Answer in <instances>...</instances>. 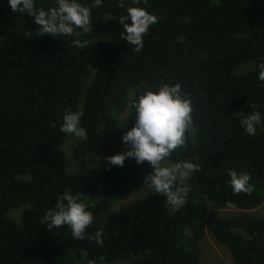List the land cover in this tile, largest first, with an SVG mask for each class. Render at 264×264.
Instances as JSON below:
<instances>
[{"label": "trees", "instance_id": "trees-1", "mask_svg": "<svg viewBox=\"0 0 264 264\" xmlns=\"http://www.w3.org/2000/svg\"><path fill=\"white\" fill-rule=\"evenodd\" d=\"M139 6L158 23L136 53L121 39L118 19L126 10L117 0L93 9L91 33L72 37L37 36L33 18L0 0V264H200L207 233L228 249L232 264H264V218L248 213L264 202V123L248 136L237 119L251 105L264 113V0ZM176 81L193 97L194 126L171 160L198 163L200 171L189 181L187 204L171 213L146 180L148 162L99 167L103 155L127 150L121 137L134 126V111L119 116L129 99ZM68 110L82 111L88 134L71 157L65 149L74 136L60 131ZM233 168L251 174L250 195L233 194ZM66 190L80 191L93 211L85 239L42 223ZM133 194L142 196L113 209ZM98 230L103 245L88 238Z\"/></svg>", "mask_w": 264, "mask_h": 264}, {"label": "clouds", "instance_id": "clouds-1", "mask_svg": "<svg viewBox=\"0 0 264 264\" xmlns=\"http://www.w3.org/2000/svg\"><path fill=\"white\" fill-rule=\"evenodd\" d=\"M7 2L13 13L27 14L34 19L37 36L72 37L92 32L93 9L104 7L105 0H53L48 6H42L40 0ZM140 3L141 0H117L118 7L126 10L118 19L122 29L121 39L132 45L136 53L143 49L144 37L151 26L158 23L157 15L140 7ZM72 43L79 45L80 41L74 39ZM258 79L264 81V62L258 65ZM251 106L252 111L248 114L238 111L237 119L248 136H255L264 123V113L256 105ZM133 111L134 126L121 137L127 150L106 157V162L120 167L128 158L134 159L137 164L148 162L152 168L146 178L149 186L166 198L165 205L169 212H178L187 204L191 191L189 181L194 173L200 171L198 163L171 160L177 149L186 146L188 135L193 130V97L181 81L162 82L129 99L125 115ZM82 115L80 110L65 111L60 131L87 140V130L81 124ZM227 177L234 195H250L254 191L250 173L233 168L227 170ZM81 197L80 191L71 190L59 195L55 205L47 209L42 217V223L49 232L67 226L74 239L86 238V230L94 223L95 217L89 203ZM103 237V230H98L88 238L95 240L97 245H103Z\"/></svg>", "mask_w": 264, "mask_h": 264}, {"label": "rangeland", "instance_id": "rangeland-1", "mask_svg": "<svg viewBox=\"0 0 264 264\" xmlns=\"http://www.w3.org/2000/svg\"><path fill=\"white\" fill-rule=\"evenodd\" d=\"M119 118L121 120H124L126 118V115L125 114H122L121 116H119ZM80 139L74 137L73 139H71L67 145H66V153L68 154V156H72L73 154V148L75 146V144L79 141ZM107 156L106 155H103L101 158H100V169L101 168H106L109 166V164H107L106 162V158ZM142 194H134V195H130L128 197H125L121 200H119L113 207L114 210H118V211H121V210H126L128 209L132 203L138 199L139 197H141ZM214 212H216L217 214H223L224 216L228 213H231V212H235V210L233 209H226V210H219V209H213ZM251 212L252 214L258 216V217H261V218H264V203L252 210V211H249ZM248 212V213H249ZM236 213H244L243 211H237ZM217 240L215 238H213L209 233H207L205 235V237L203 238V240L200 242V249H201V258H200V264H222V263H225V264H232V259L230 255V252L228 251L227 248L223 247L222 245H219L217 242ZM83 256H85V254H83ZM86 264H92L91 262H88ZM98 264H114V263H104V262H100Z\"/></svg>", "mask_w": 264, "mask_h": 264}]
</instances>
